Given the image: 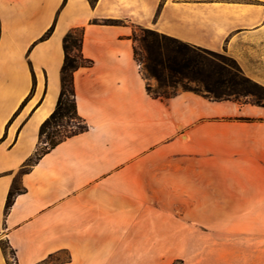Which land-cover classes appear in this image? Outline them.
Here are the masks:
<instances>
[{
  "label": "crops",
  "instance_id": "0c3cea01",
  "mask_svg": "<svg viewBox=\"0 0 264 264\" xmlns=\"http://www.w3.org/2000/svg\"><path fill=\"white\" fill-rule=\"evenodd\" d=\"M63 1L0 0V264H168L170 249L198 247L202 219L264 241V108L152 98L133 53L141 27L222 53L264 88V0ZM77 28L92 62L73 77L87 130L28 165Z\"/></svg>",
  "mask_w": 264,
  "mask_h": 264
},
{
  "label": "trees",
  "instance_id": "16d2710c",
  "mask_svg": "<svg viewBox=\"0 0 264 264\" xmlns=\"http://www.w3.org/2000/svg\"><path fill=\"white\" fill-rule=\"evenodd\" d=\"M87 1L94 6L98 0ZM65 2L66 0L63 4ZM104 24L113 25L117 22L108 21ZM52 30L53 27L45 33L42 39L47 38ZM83 33L82 28L73 29L62 40L64 59L60 69V93L53 113L39 129L40 143H46L41 141L44 136L48 143L43 144L42 149H39L28 160V165L38 161L43 154L64 140L87 130L76 112L73 84L74 73L80 68H89L92 65V62L85 59L81 53ZM143 33L144 36L140 39L133 36L134 58L138 64L144 65L146 80L149 76L158 84L159 90H171L170 93L153 92L147 85L146 92L152 98L168 100L176 96L175 88L182 86L184 92H192L213 102L232 101L240 105L250 104L264 108V88L246 78L230 57L191 47L151 30L146 29ZM139 51L144 54L141 58ZM190 84H193L195 88L186 89V85ZM241 120L250 121V119ZM60 128L68 130L61 133ZM14 195L13 191L8 194L5 214L13 204ZM5 247L3 245L2 250L5 251Z\"/></svg>",
  "mask_w": 264,
  "mask_h": 264
},
{
  "label": "rangeland",
  "instance_id": "374dc122",
  "mask_svg": "<svg viewBox=\"0 0 264 264\" xmlns=\"http://www.w3.org/2000/svg\"><path fill=\"white\" fill-rule=\"evenodd\" d=\"M144 28L138 27L135 30V36L137 39H140L144 36ZM138 47V44H136ZM140 58L144 56L143 52L139 51ZM220 55H224L220 53ZM142 69L143 75L146 76L144 65L139 64ZM148 85L151 87L153 92L159 91L170 93V89H158V84L155 80L147 76ZM184 84H186L184 82ZM186 89H194L193 84L186 85ZM175 93L183 91L182 86H177L175 88ZM66 128H60L59 131L64 133ZM40 145L43 147V144H47L45 136L41 140ZM154 205H156L154 203ZM168 205H169V238L170 240L176 239V229H177V218L175 214L172 215L173 211L176 210V195L175 192H169L168 196ZM204 220V224L199 225V245L194 250L190 251L189 255L185 257L177 256L176 249H170V259L168 264H264V241L256 242L255 235H225L219 234H210L208 229V219ZM249 239V240H247ZM5 252L8 257L11 256V253L5 247ZM11 262V261H10Z\"/></svg>",
  "mask_w": 264,
  "mask_h": 264
}]
</instances>
